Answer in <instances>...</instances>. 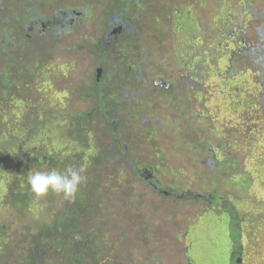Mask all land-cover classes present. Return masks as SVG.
I'll list each match as a JSON object with an SVG mask.
<instances>
[{"label":"flooded vegetation","instance_id":"1","mask_svg":"<svg viewBox=\"0 0 264 264\" xmlns=\"http://www.w3.org/2000/svg\"><path fill=\"white\" fill-rule=\"evenodd\" d=\"M225 1L200 0L208 5L206 11L215 5L208 10V19L201 18L202 11L190 12L192 29L205 26L203 35L189 30V25H180L185 21L178 18L179 5L189 9L195 0H0V71L10 70L17 81L26 79V93L42 100L47 119L54 106L53 115L67 128L62 135L76 145L72 153L64 150L67 156L80 155L85 167L97 162L95 185L105 183L110 192L123 191L125 202L133 206L143 203L150 192L159 203L193 198L207 208L224 204L226 210L236 212L234 205L228 207L229 200L243 201L240 198L251 192L254 180L247 172L242 143L219 131V116L212 121L211 80L224 79L217 90L222 101L224 94L232 92V82L248 75L246 82H253L258 90L255 101L244 105L241 101L232 110L238 116L246 111L251 118H264V79L258 83L254 77L264 72V40L259 32L264 14H259L261 24L248 30L245 27L252 20L258 21V0H252L249 7V0H244L239 13L228 16L222 12ZM169 31L172 42L181 49L173 52L178 66L165 60L164 65H157L164 54L161 43L170 42ZM213 38L215 47L209 45ZM165 55L172 57L167 51ZM196 123L204 126L215 147L205 143L191 149L189 143L198 135ZM190 151L194 153L191 157ZM195 153L200 163L195 161ZM207 160L214 172L219 167L224 172L222 182L235 187L230 196H218L217 189L210 191L204 178L198 184L194 181L198 168L212 173L204 165ZM111 163L114 169L109 171ZM91 174L82 172L85 177L91 178ZM87 183L80 185V195L85 188L92 190L90 194L98 189ZM142 190L145 194L138 195ZM132 213L137 214L133 218L142 228L146 211ZM80 214L73 210L69 218L74 215L77 220ZM6 226L0 224V264H47L51 254L47 253L46 227L37 235H32L34 223L28 230L20 229L21 241L11 245ZM95 234L99 246L85 243L69 259L70 264H121L118 259L102 257L100 239L105 236L99 230ZM135 240L140 249L150 252L145 249L146 233H137ZM157 259L158 254L147 253L138 264H158Z\"/></svg>","mask_w":264,"mask_h":264},{"label":"rangeland","instance_id":"2","mask_svg":"<svg viewBox=\"0 0 264 264\" xmlns=\"http://www.w3.org/2000/svg\"><path fill=\"white\" fill-rule=\"evenodd\" d=\"M195 1L196 3H193V6L189 9L186 7L183 9L182 7L183 5H187L186 1H184L183 5H179L180 13L178 18L185 21V23L182 22L180 25H189L187 28L195 31V34L196 30H199V33L205 35V26H195V29H192L194 27L191 24L190 12H193L195 9L202 11L201 18L205 17V19H208L211 18L208 10L213 9L215 5H210L206 11L205 9L208 5L199 3L200 0ZM243 1L244 0H226L221 5L225 6L222 10L223 14L226 16L231 12L238 14V7ZM251 3L252 0H249L248 7L251 6ZM261 12L264 14V0H258V12L256 15L258 21L252 20V25L245 27L246 29L252 30L261 24V18L259 17ZM236 14L234 16H236ZM193 23L195 24V22ZM212 28L213 30L217 29L216 27ZM259 32L264 40V27H260ZM168 34L169 37L167 39L170 42L161 43L160 49L164 51V54H160L159 59H157V65L163 63V60H165L167 63H172L173 61V65L178 66L179 64L173 59V52L175 51L177 53L181 49L180 47H176V42H172V31H169ZM204 45L206 46V43ZM209 45L215 47L214 38ZM199 48H201V50L204 48L205 50V47L202 45H199ZM166 51L170 53L172 57L166 56ZM191 51H195V47L193 49L190 48V52ZM194 55L199 54L195 52ZM254 77L259 83L264 79V72L260 73L258 76L254 75ZM242 79L243 81L235 79L232 82L234 84L232 92L224 94L221 101L220 97L217 95V90L219 89L218 84H222L224 79L222 77L221 79L212 78V100L210 109L212 121L215 120L213 116H219V124L216 123L219 131L222 132L223 135H228L231 139H238V141L242 143L243 155L247 159V172L254 180L251 192L249 193L248 191L245 197L240 198V200L243 201L229 200L228 207L232 208L230 205H234L236 210V212H234L226 210L224 204H218L214 208H211L210 205L208 208L204 207L202 203H198L197 201L194 202L193 198H191L190 201L161 200L159 203L157 202L158 198L150 192L147 193L149 197L143 200V203H139L138 206H133L125 202L123 191L110 192L106 190L107 186L105 183L99 182L96 185L98 189L91 195L88 194L90 191L88 192V189L85 188L84 191L81 192L80 198L87 200L86 206L91 208V212L95 214L86 215L82 212L80 207H76L75 213L77 209L78 212L81 213L80 215L82 217L80 219L82 220V226L86 229L85 231H90L89 227H94V231L99 230V235L101 237L105 236L102 239L109 248V258L112 261L118 259L121 261V264H138L145 254L154 253L161 256V259L158 256V264H233L232 252L235 250H242V256L235 258V264H264V118H251V116H247L246 111H242V114L238 116L237 113L232 110L235 104H239L241 101L243 105L254 102L258 93L256 86L253 87V82H246L250 80L248 75H243ZM217 101L221 102L219 103ZM219 106L221 110H218L217 107ZM201 109L203 110L204 107H201ZM62 126L64 125L62 124ZM257 128L259 133H256ZM65 130L67 129H64V131ZM195 131L198 135L189 143L191 149H193L194 146L200 148L205 143L209 144L210 147H215L214 142L208 138V135H205L207 132L202 124L196 123ZM248 131H251L252 134H248ZM62 137L63 138L60 140L62 143L60 148L68 153H72L76 145L71 143V138L69 139L64 135H62ZM215 137L214 135L211 136L212 139ZM183 140L186 141V139ZM49 141L50 138L47 137V143ZM193 154L194 153L190 151L188 156L191 157ZM197 154L198 153H195V161L200 163V158L197 157ZM184 157L187 158V155ZM209 163L210 161L207 160L204 165L206 169H209L212 173L210 174L208 170L198 168L195 172L194 181L198 184L201 183L204 178L210 191L217 189L215 194L218 196H230L235 187H230L229 183L222 182L225 179V177L222 176L224 172L221 171L220 167L219 171L214 172ZM87 164L83 172L92 173L91 178L96 180L98 175L94 174L95 171ZM108 168L109 171L113 170V163L109 164ZM13 170V172H17V168H13ZM227 175H229V171ZM16 177H20V175L18 174ZM16 177L11 176L6 178L5 182H12ZM164 179L165 182H168L167 177H164ZM5 182H3L2 186L0 185V224H7L6 237L9 239L7 243L13 245L21 241V239L18 240V236L21 232L20 229L28 230L33 223L37 224L32 233V235H37L40 229H45V227L50 226V216L48 214L44 215V208L39 199L34 201L36 208L30 216L19 214L20 212L18 211L19 213H17L16 209H8L9 206L6 205L7 191L4 190ZM169 183L172 182L169 181ZM202 192L204 193V190H202ZM143 194L145 193L142 190L138 195L143 196ZM42 203L43 205H47L45 206L47 208L53 204L52 206L56 211L59 210L61 205L64 207L67 203L68 207L75 206L72 199H65L63 194L56 195L52 192L49 193L47 198L43 199ZM140 210L146 211L147 213L144 224H147L148 221L153 222L152 232L155 238L160 241L161 235L163 234L165 241L168 242L169 250L161 251L160 254L157 250L146 252V250H143V248L140 249L137 245V241L135 240L136 235L131 237V230L135 232V230L139 228L136 219L133 218L136 217L137 214H133L132 212ZM50 212L51 211H49V214ZM52 212L54 213V211ZM53 213L50 215H53ZM195 213L203 214L196 217ZM130 217L132 218L130 219ZM89 220H93V223L91 224ZM129 222L133 224L128 225ZM233 233L240 237L241 246L239 244H233L231 238ZM78 243L79 248L83 241L80 240ZM71 246L72 243L67 245L68 248ZM75 246L74 244L73 247ZM68 257L69 254L66 251L63 253L61 252L56 258L51 254V256H47V264H64ZM61 261L63 263H61ZM7 264L13 263L7 261ZM143 264L147 263L144 262Z\"/></svg>","mask_w":264,"mask_h":264},{"label":"trees","instance_id":"3","mask_svg":"<svg viewBox=\"0 0 264 264\" xmlns=\"http://www.w3.org/2000/svg\"><path fill=\"white\" fill-rule=\"evenodd\" d=\"M262 63V68L264 69V59ZM22 72L24 73L25 71ZM24 83H26L25 78L17 81L10 70L0 71V185H3L6 178L20 175V177L14 178L12 182L4 183V190L7 191L6 205L14 206L20 212H33L36 208L34 201L39 199L44 208V215L48 214L50 216V226L46 227L47 253L53 254L54 258H56L61 252L66 251L70 255L64 264H70L71 260L69 259L72 256L75 258L74 254L83 250L85 243L99 246L94 227H89L90 231H85L86 229L82 226L80 218L76 220L74 215L69 218L70 212H73V209L75 210L76 208L68 207V203L64 207L61 205L57 211L52 206L53 204L48 208L45 207L47 205H43L42 201L47 198L51 191L46 196L36 197L30 190L27 175L29 172L51 171L53 169L63 172L68 167L82 168L84 170L85 163L82 164L80 155L70 159L71 157L67 156L66 152L60 148V140L63 138L62 132L67 128L62 126V119L60 121L53 115V105L51 117L47 119V109L43 106L42 100L36 101L29 98ZM19 84L22 86H19ZM14 86H16V90L13 89ZM78 130L80 131L81 129L79 128ZM47 137L50 138L48 143ZM78 138L74 140L77 142ZM76 153L74 152V155ZM96 163L92 162L89 166L95 171L94 173H97ZM13 168H17L16 173L13 172ZM83 176L85 177V175ZM84 181L88 182L94 190L97 188L92 178L85 177ZM91 192L88 194L91 195ZM80 196L77 192L74 197L75 205L76 203L77 205L81 204L82 201L80 205L82 212L86 215L95 214L91 212V208L86 206L87 200L80 199ZM49 211H51L50 214L54 211L53 215H50ZM89 222L92 224L93 220H89ZM83 231L85 232L81 233ZM152 231L153 222L151 221H148L147 224L137 230V233H146L145 249H148V251L157 250L159 254L161 251L169 250L168 242L165 241L163 234L161 235L163 239L158 241ZM137 233L132 231L131 237ZM231 238L233 244H241L240 237L237 234L233 233ZM44 239L45 236H43ZM80 240L83 243L78 248ZM69 243H72L70 248L67 247ZM74 244L76 245L75 247H73ZM100 244L103 251L102 257H108L109 248L102 238L100 239ZM42 246L46 247L44 243ZM242 252V250L232 252L233 264H235L236 257L242 256ZM158 256L161 259V256ZM105 259L107 260V258ZM74 264H76V261Z\"/></svg>","mask_w":264,"mask_h":264},{"label":"clouds","instance_id":"4","mask_svg":"<svg viewBox=\"0 0 264 264\" xmlns=\"http://www.w3.org/2000/svg\"><path fill=\"white\" fill-rule=\"evenodd\" d=\"M82 168L68 167L63 172L58 170L29 172L27 182L36 197L46 196L49 191L63 194L65 199H72L79 191L85 177Z\"/></svg>","mask_w":264,"mask_h":264}]
</instances>
